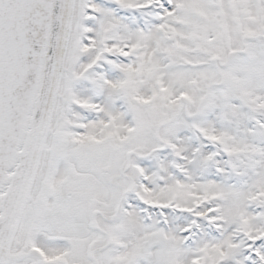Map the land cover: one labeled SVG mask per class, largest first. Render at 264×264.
<instances>
[{
	"label": "snow or ice",
	"instance_id": "obj_1",
	"mask_svg": "<svg viewBox=\"0 0 264 264\" xmlns=\"http://www.w3.org/2000/svg\"><path fill=\"white\" fill-rule=\"evenodd\" d=\"M0 264H264V0H0Z\"/></svg>",
	"mask_w": 264,
	"mask_h": 264
}]
</instances>
